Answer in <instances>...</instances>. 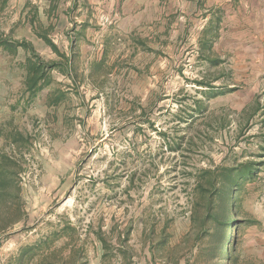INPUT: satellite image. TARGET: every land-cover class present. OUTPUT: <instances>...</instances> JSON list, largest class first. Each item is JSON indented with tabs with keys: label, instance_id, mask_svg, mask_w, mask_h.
I'll list each match as a JSON object with an SVG mask.
<instances>
[{
	"label": "rangeland",
	"instance_id": "374dc122",
	"mask_svg": "<svg viewBox=\"0 0 264 264\" xmlns=\"http://www.w3.org/2000/svg\"><path fill=\"white\" fill-rule=\"evenodd\" d=\"M122 3L59 0L49 12L50 0H9L0 13V32L8 34L24 28L35 10L37 22L53 28L52 42L73 56L71 77L79 83L76 88L70 76L53 71L51 84L25 107L20 62L25 54H0V125L11 119L34 143L21 180L26 228L16 226L0 241V264L66 222L82 237L88 226L102 227L115 247L118 233L129 229L130 256L118 253L103 262L99 243L88 242L89 264H161L149 259L142 244L143 212L174 217L168 229L173 245L189 229V214H183L187 172L247 160L259 165L239 190L237 219L243 223L237 251L264 262V115L246 123L248 113L241 112L255 98L264 104V75L232 72L231 49L220 50L216 42L212 51L223 63L198 62L197 40L206 20L177 0H168L159 14L153 26L159 40H148L151 52L133 54L131 33L142 38L151 33L120 26ZM168 13L175 18L169 28ZM104 42L105 71H89ZM34 48L45 60L55 59L42 41ZM217 76L222 78L213 85L225 88L214 98L193 82ZM227 86L235 90L228 92ZM54 90L65 97L57 108H47ZM196 252L191 264L203 259L202 249Z\"/></svg>",
	"mask_w": 264,
	"mask_h": 264
},
{
	"label": "trees",
	"instance_id": "16d2710c",
	"mask_svg": "<svg viewBox=\"0 0 264 264\" xmlns=\"http://www.w3.org/2000/svg\"><path fill=\"white\" fill-rule=\"evenodd\" d=\"M8 1H0V13ZM58 1L50 0L49 12L55 10ZM36 14L34 10L30 20L33 33L56 55V59L45 60L30 41L15 39L11 32L8 34L0 32V52L13 58L19 51L25 54L22 64L25 74L22 92V97L25 96L23 97L25 107L51 84L53 71L67 77H71L73 73L72 58H68L52 42L49 34L53 28L50 25L44 28L37 22ZM207 14L211 17L206 20L205 26L199 32L196 60L218 66L223 61L213 54L212 49L218 38L221 17L218 11H209ZM130 40L134 47L133 54L136 51L151 52L147 38L132 34ZM68 41L71 50L74 39L69 37ZM107 53V42H104L101 57L91 63L89 71L92 69L96 73H103ZM221 78L222 76H217L214 81L201 78L194 79L193 82L197 87L209 92V98H214L224 94L221 90L225 87L213 85ZM71 80L78 88L79 83L73 76ZM231 87H226L228 92L235 90L234 86ZM64 97V92L60 90L51 91L45 100L46 107L57 108ZM12 109H15V106ZM241 112L248 113L247 123L257 115H264V104H260L255 98L245 105ZM0 139L2 140L0 147L1 241L16 226L21 225L26 228L27 213L24 208L21 180L29 162L28 158L32 157L34 143L31 136L19 131L11 119L0 125ZM258 165L256 161L247 160L229 165L220 164L190 169L187 172L190 178L186 189L187 208L183 211V214H189V229L173 245L170 243L171 235L168 229L174 222V217L169 218L164 213L153 214L147 210L143 212L141 239L149 259L153 263L158 261L161 264H180L182 261L184 264H191L193 254L196 250L202 249L203 259L197 260L198 257H196L197 264H202V261L211 264L213 260H215L214 264H264L256 257L244 256L237 251L239 229L243 223L237 219L239 190L244 179L255 175ZM158 224L160 229L157 231ZM89 233L92 234V238ZM128 240L129 229L118 233L115 247L102 231V227L93 230L91 226H88L82 237L77 227L66 222L60 229L41 235L33 243L21 247L15 257L8 258L1 264H89L88 242L91 245L95 242L99 243L102 250L101 260L104 262L116 257L118 253L130 256Z\"/></svg>",
	"mask_w": 264,
	"mask_h": 264
},
{
	"label": "crops",
	"instance_id": "0c3cea01",
	"mask_svg": "<svg viewBox=\"0 0 264 264\" xmlns=\"http://www.w3.org/2000/svg\"><path fill=\"white\" fill-rule=\"evenodd\" d=\"M177 1L182 4L183 8L191 9L190 11L200 14V17L204 20H208L211 17L207 12L218 11L221 23L216 43L220 46V50L222 48L231 49L232 72L251 74L257 71V73L260 72L264 75V0H184V3L183 0ZM167 3L168 0H123L121 10L124 18L120 26L125 28V30L130 29V31L149 28L151 35L145 38L157 41L159 34H157V30L153 33V26L156 27L155 25L159 21V14L164 13L163 9ZM185 3H187V6ZM174 6L175 4L173 3L171 8H174ZM140 10L141 12L138 13ZM181 12L185 14L184 17H187L186 13H188V10L184 11L183 9ZM164 16H167L166 22L169 28V26L174 24L175 18L171 13ZM30 20L28 24L23 26L24 28H18L15 33L12 32V36L18 40H28L34 46L36 41L41 40L34 35ZM23 23L24 21L20 24ZM168 28L164 32H167ZM131 34L137 36L136 33ZM50 52L52 51L50 50ZM3 54L7 58L10 57L5 53ZM65 54L73 60L72 55L67 52ZM216 56L220 57V59L223 58L218 54ZM20 62H24V57ZM22 73L23 80L25 74L24 72Z\"/></svg>",
	"mask_w": 264,
	"mask_h": 264
}]
</instances>
